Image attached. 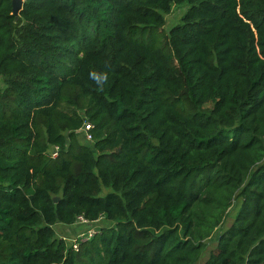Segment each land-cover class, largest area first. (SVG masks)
Instances as JSON below:
<instances>
[{
	"label": "trees",
	"instance_id": "1",
	"mask_svg": "<svg viewBox=\"0 0 264 264\" xmlns=\"http://www.w3.org/2000/svg\"><path fill=\"white\" fill-rule=\"evenodd\" d=\"M11 1L0 264H264V0ZM78 217L113 226L74 251Z\"/></svg>",
	"mask_w": 264,
	"mask_h": 264
},
{
	"label": "rangeland",
	"instance_id": "2",
	"mask_svg": "<svg viewBox=\"0 0 264 264\" xmlns=\"http://www.w3.org/2000/svg\"><path fill=\"white\" fill-rule=\"evenodd\" d=\"M188 9H189V5L183 4L178 7L173 6L169 13L163 14V17L165 19V25H164L163 32L165 31L167 33L168 30H170L172 27L176 26L177 24H180L181 19L186 14ZM0 86H2L1 81H0ZM78 139L81 140V143L84 145L92 146L93 144V140L89 143L88 142L84 143L81 138V135H79ZM106 193H108V190L103 189L101 192V196H104ZM234 213H235L234 211L231 212L230 217L228 218L226 222V226L230 225V223L232 222ZM111 226H113V223H110L104 219H101L97 221L95 224H93L91 227L94 233H96V232H99L102 228L111 227ZM88 229L89 227H87L86 225H78L75 223L71 227L57 225L54 230H55L56 238L62 239L66 242L68 246H72V244L77 243V242L79 244V241L84 240V237L82 235H84ZM214 248H215V241L213 240L207 245V249L203 253L201 259L196 264H203L208 259L209 253L212 252ZM79 249L80 248L78 247V250Z\"/></svg>",
	"mask_w": 264,
	"mask_h": 264
},
{
	"label": "built area",
	"instance_id": "3",
	"mask_svg": "<svg viewBox=\"0 0 264 264\" xmlns=\"http://www.w3.org/2000/svg\"><path fill=\"white\" fill-rule=\"evenodd\" d=\"M91 129H92V126L90 124L86 123V124L83 125L82 129L80 130V132L82 133L85 141L88 142V143L93 140L92 135L90 133ZM50 156H51V158L56 159L57 156H58V148H54L53 151L50 153ZM76 224L89 226V229L87 230V232L84 235H82L84 237V240L83 241H79V244L84 242V241L89 240L90 238H92L95 235L94 231L92 230V227H90L91 223H88L82 217H78L77 218ZM79 244H78V242L72 244V246H71L72 249L74 251H78Z\"/></svg>",
	"mask_w": 264,
	"mask_h": 264
},
{
	"label": "water",
	"instance_id": "4",
	"mask_svg": "<svg viewBox=\"0 0 264 264\" xmlns=\"http://www.w3.org/2000/svg\"><path fill=\"white\" fill-rule=\"evenodd\" d=\"M23 0H12L11 6H12V15L15 16V18H18V14L22 8ZM58 198H54L53 202L57 203Z\"/></svg>",
	"mask_w": 264,
	"mask_h": 264
},
{
	"label": "crops",
	"instance_id": "5",
	"mask_svg": "<svg viewBox=\"0 0 264 264\" xmlns=\"http://www.w3.org/2000/svg\"><path fill=\"white\" fill-rule=\"evenodd\" d=\"M87 227H89V226H87ZM90 227H91V226H90ZM71 236H72V235H71ZM204 263H205V262H204ZM204 263H203V264H204Z\"/></svg>",
	"mask_w": 264,
	"mask_h": 264
}]
</instances>
